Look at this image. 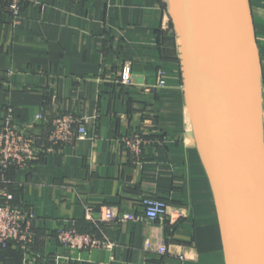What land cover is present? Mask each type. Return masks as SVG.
I'll list each match as a JSON object with an SVG mask.
<instances>
[{
    "label": "crops",
    "instance_id": "obj_1",
    "mask_svg": "<svg viewBox=\"0 0 264 264\" xmlns=\"http://www.w3.org/2000/svg\"><path fill=\"white\" fill-rule=\"evenodd\" d=\"M244 5L264 110V0ZM180 55L168 0H34L17 20L0 0V117L12 108L17 127L43 139L60 114L90 117L86 139L8 169V190L34 209L38 236L31 252L0 249V264H226ZM124 63L132 66V86L119 81ZM158 70L161 88L154 87ZM134 131L151 140L140 163L120 140ZM144 195L168 203L165 223L105 224L112 249L77 251L57 242L59 228L91 230L88 207L99 221L107 206L136 212ZM148 240L169 253L147 248Z\"/></svg>",
    "mask_w": 264,
    "mask_h": 264
},
{
    "label": "water",
    "instance_id": "obj_2",
    "mask_svg": "<svg viewBox=\"0 0 264 264\" xmlns=\"http://www.w3.org/2000/svg\"><path fill=\"white\" fill-rule=\"evenodd\" d=\"M245 1L168 0L186 104L213 192L226 264H264V136L259 80L256 84L240 25L243 6L248 14ZM223 31L238 63L248 125L234 92Z\"/></svg>",
    "mask_w": 264,
    "mask_h": 264
},
{
    "label": "built area",
    "instance_id": "obj_3",
    "mask_svg": "<svg viewBox=\"0 0 264 264\" xmlns=\"http://www.w3.org/2000/svg\"><path fill=\"white\" fill-rule=\"evenodd\" d=\"M8 3L9 8L17 20L22 8L28 2L34 0H3ZM119 81L126 86L134 85L133 70L130 63H124L119 72ZM166 85L161 70L156 72L155 88ZM42 118V115H38ZM89 116L77 115L75 113H63L57 116L50 126L45 139L40 135L20 129L16 125V119L12 108H7L0 117V249H6L14 245L31 252L37 240L35 226L36 214L34 209L28 205L14 202L13 192L8 187L12 181L7 177L9 168H18L30 165L53 151L57 146L72 144L78 140L89 137ZM43 140V141H42ZM121 142L131 159L140 163L146 147L151 140L144 133L134 131L121 137ZM136 212H123L113 207H103L99 210L100 220L92 216L93 208H87L86 219L91 230L81 231L74 227H62L56 231V240L62 247L72 250L85 251L98 248L112 249L115 246L104 232L105 224L123 223L125 221L136 222L139 219H147L151 222L165 223L169 218L168 203L151 195L141 197ZM147 248L157 252L160 256L169 253L168 246H153L148 240Z\"/></svg>",
    "mask_w": 264,
    "mask_h": 264
},
{
    "label": "bare ground",
    "instance_id": "obj_4",
    "mask_svg": "<svg viewBox=\"0 0 264 264\" xmlns=\"http://www.w3.org/2000/svg\"><path fill=\"white\" fill-rule=\"evenodd\" d=\"M241 3H242V5H244L243 2H241ZM241 15H242V18H243V22H244V24L246 26V27L245 26H243V27H244V31H245V34H246L247 43H248V46H249L248 55H249L252 67L254 69V77H255V80H256V84H257V81L259 80V74H258V67H257L258 64H257V58H256V51H255L256 49H255L254 41H253V38H252V33H251V30H250V25H249V21H248V14H247L245 8H243V11H242ZM229 43H230L229 38L226 35V33L224 32L223 46H224V52L226 54L227 65H228V68L231 70V73L233 75V82H234L233 86H234V89H235L234 92L236 93L237 102H238V104L239 103L241 104L242 111L243 110H244V112L247 111L246 112L247 120H245V121H246V123L248 125V124H250V119L248 118V114H247L248 113V104H247V101H246L245 92L243 91L241 77H239V74L237 73V71L235 69V63L237 62L236 57H234V59H233V56H231L233 54L232 53L233 51L232 50L229 51L228 48H227V45ZM194 138H195V134H194ZM195 142H196V138H195ZM196 145H197V142H196Z\"/></svg>",
    "mask_w": 264,
    "mask_h": 264
},
{
    "label": "rangeland",
    "instance_id": "obj_5",
    "mask_svg": "<svg viewBox=\"0 0 264 264\" xmlns=\"http://www.w3.org/2000/svg\"><path fill=\"white\" fill-rule=\"evenodd\" d=\"M232 3H235V0H230ZM240 25H241V29H242V33H243V36H244V39H245V42H246V47H247V50H248V52H249V46H248V43H247V38H246V34H245V31H244V27H243V22H242V19H241V16H240ZM225 32V31H224ZM227 48H228V50L229 51H233V48H232V46H231V43H229L228 45H227ZM233 54L231 55V56H233V59H234V57H235V53H234V51L232 52ZM235 69H236V71H237V73H238V69H239V67H238V63L236 62L235 63ZM259 90H260V98H261V111H262V126H263V136H264V110H263V102H262V88H261V85H260V83H259Z\"/></svg>",
    "mask_w": 264,
    "mask_h": 264
},
{
    "label": "trees",
    "instance_id": "obj_6",
    "mask_svg": "<svg viewBox=\"0 0 264 264\" xmlns=\"http://www.w3.org/2000/svg\"><path fill=\"white\" fill-rule=\"evenodd\" d=\"M37 236H38V234H37ZM37 241V240H36ZM35 244H36V242H35ZM35 244H34V246H35ZM33 246V247H34ZM12 247H17V246H14V245H10L9 247H7L6 249H1V251H4V252H6V250L8 251V250H10ZM19 248V247H18ZM22 250V249H21ZM22 251H24V250H22ZM25 252V251H24Z\"/></svg>",
    "mask_w": 264,
    "mask_h": 264
}]
</instances>
